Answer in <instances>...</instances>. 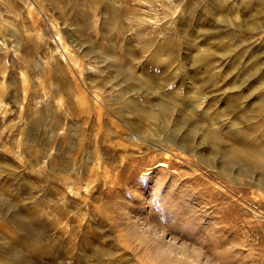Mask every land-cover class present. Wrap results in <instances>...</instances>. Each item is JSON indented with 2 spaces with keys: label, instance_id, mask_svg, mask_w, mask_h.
<instances>
[{
  "label": "rangeland",
  "instance_id": "1",
  "mask_svg": "<svg viewBox=\"0 0 264 264\" xmlns=\"http://www.w3.org/2000/svg\"><path fill=\"white\" fill-rule=\"evenodd\" d=\"M79 1L91 13V26L74 22L68 0H0V264H191L188 258L180 260L158 252L139 227L142 212L148 215L146 220L151 219L147 222L152 232L160 225L161 230L174 231L180 240L184 236L192 246L202 244V252L235 249L242 255L236 264H264V190L245 182L252 179L249 177L241 179L239 189L234 184H222L197 157H192L193 162L201 169L189 165L183 158L185 152L177 149L171 152L177 154L171 156L176 166H171L169 174L157 172L161 166H156V160L163 158L162 151L152 149L144 154L147 145L129 139L131 131L115 108H129L124 117L145 129L147 135L173 140L190 135L197 140L201 132L187 133L185 127L173 130L179 106L186 105L191 122L200 121L206 132L222 129L230 136L227 130L233 115L225 114L223 101L238 70L229 71V67L237 56L244 66L260 59L264 70V26L253 30L246 16L250 12L251 17L260 14L263 22L264 0H248L247 4L246 0H112L120 11V28L109 36L102 29L108 16L102 7L92 0ZM224 1L229 16L220 25L217 39L201 29L219 25L210 11ZM183 20L197 30L193 36L181 32ZM86 27L90 30L84 31ZM113 39L141 80L165 76L162 71L167 67L173 79L156 91L144 86L119 96L114 67L105 62L109 54L97 49L107 48ZM172 41V52L159 55L157 45ZM222 46L229 49L224 56L218 50ZM124 51L133 56L129 58ZM195 52L207 57L206 62L194 63ZM150 58L155 60L147 65ZM192 69L211 71L214 81L206 89L215 94L196 102V94L187 88L194 82ZM167 89L175 95L168 115L158 106L165 99L163 94L158 96L159 91ZM244 89H250L248 96ZM260 89L248 85L240 88L239 107L245 112L239 118L245 121L251 117L241 129L253 128L264 144V115H255L248 108V103L264 92V86ZM131 99L157 111L166 131H157L154 121L131 110ZM207 107L210 110L205 113ZM207 145L202 147L209 150ZM157 180L181 190L174 189L179 193L175 195H180L181 201L187 197L182 201L186 206L178 207L177 197L170 204L171 194L164 193L167 188L153 185ZM137 186L140 193H136ZM146 195L153 198L151 204L141 201ZM16 210L30 218L31 232L39 236L38 241L27 238L13 221ZM187 210L204 214L196 218L203 225L206 219L213 218L214 222L200 233L202 227H192L190 222L196 219Z\"/></svg>",
  "mask_w": 264,
  "mask_h": 264
},
{
  "label": "bare ground",
  "instance_id": "2",
  "mask_svg": "<svg viewBox=\"0 0 264 264\" xmlns=\"http://www.w3.org/2000/svg\"><path fill=\"white\" fill-rule=\"evenodd\" d=\"M68 1L70 2V5L72 6V11H73L72 17H73L74 22L77 25H81V27L91 26L90 21L92 19V16H91V13L85 8V6L79 0H68ZM49 2H50V0H49ZM92 2H93V4H95L97 6H101L102 9L108 15L107 18L105 19L103 25H102V29H103L105 35L109 36V34H111L114 30L115 31L117 30L116 28H120V27H118L119 26L118 22H119V12L120 11H119V9L117 7H115L113 5V3H112L113 1L112 0H106V1H101V2H99V0L98 1L97 0L96 1L92 0ZM263 2L264 1H262L261 3H263ZM247 3H248V0H246V4ZM228 7H229L228 3L225 2V1L216 3L215 8L211 9L210 14H211V17L214 18L217 23H219V25L206 26L205 28H202L201 30L204 31V33L206 32V34L208 33L211 36H213V37L218 39V37L220 36V34H219L220 25L226 23L227 20H228V16H229V11H228L229 8ZM251 7H252V5L249 6V8H251ZM261 7H262V5H261ZM261 11H262V9H261ZM249 14H251V12ZM249 14L246 15V16H247V18H249V24H250L251 28L253 30H255V31L262 30V28L264 26V23H263L264 21L262 22L259 19L261 17L260 14L256 15L255 17L253 15L251 17V16H249ZM25 19L26 18H24V21H25ZM196 24L197 23H195V25ZM195 27H197V25ZM83 29H81V30H83ZM85 30L87 31L88 28L84 29V31ZM180 30L183 33V35L187 36V37L193 36L197 32V30L195 28H193V27L191 28L189 26V23H188L187 20H183L180 23ZM255 31L254 32L252 31V32L255 33ZM77 32H78V30H77ZM84 34H85V32H84ZM81 35H82V33H81ZM82 36L85 38L86 35H82ZM77 38H78V36H77ZM84 41H86V40H84ZM112 43L113 44H111L107 48H104L103 46H99L97 49L98 50L99 49L102 50V48H103V50H105V52H107L109 54V58L110 59L107 58L105 62H107V64L112 65L114 67V68L113 67H111V68H113V70H115L114 72L116 74V78L119 81L118 82V87H117V94L119 96H125V95H127L129 93H132V92H135V91L139 90L141 87H144V86H146L148 89L156 91V90L160 89V85H162V84L164 85L168 81L173 79L174 76L170 72H167V70H169V67H167L165 69V72L162 71L165 76L153 75L151 78H148L147 81L146 80H141L133 72L132 66L129 64L130 61H128V59L127 60L123 59L122 55H120V53H119L120 45L116 42V39H113ZM172 44H174V41H172L171 44H170V42H161V43H159L157 45V48L159 49L158 50L159 51V55L160 54H165V53H168V52H172V47H171ZM214 50H217V49L214 48ZM218 50H219L221 56H224L229 51V49L224 47V46L220 47ZM124 55L129 56V58H130L131 56H133V53L130 52V51L129 52H125L124 51ZM262 55H263V53H262ZM193 56H194L193 57V62L194 63H202L203 61L206 62V58L207 57L202 56L199 53L195 52V55H193ZM154 57H157V55L154 56ZM154 60H155L154 58H150L148 60V62H147V65L152 64V62ZM242 62L243 61H240L237 58V56H236V59L234 60V62L229 67V71L237 69L238 70V74H236V77H237L236 81L231 86V88L229 89V93L224 97V101H223L225 109H226L225 110L223 108L225 110V114L226 115H228V114H232L233 115V121L231 122L230 126L227 125L229 122L226 124L227 126H229L227 131L230 134V136L228 134H224V131H222V129L221 130H218V129L216 130L215 129V131L212 132V133L206 132L205 130H203L200 127V124H199L200 121H199V123L198 122H191V120H190L191 118H190L189 112L187 110L188 108L185 105L184 107H180L179 106V108L177 110V113L174 116L173 130L174 131H179L183 127H185L186 130H187V133L188 132L189 133H191V132H193V133L194 132H196V133L197 132L198 133L201 132L200 135L198 136V139L195 140V138L197 137L196 136L192 140L190 135H187V138L181 139V140H173V139H171L169 137L155 138L153 136L147 135L145 133V129H143L142 127L138 126L135 122H133L131 120H128L126 117H124L126 115V110H129V108L124 109V107H123V109H121L122 107L121 108L115 107L121 113V116H119L120 119H121V122L123 123L124 126H126L131 131V133L128 135L129 139L130 140H137V141L141 140L142 142H144L147 145V147L144 149V152H143L144 154L146 152L149 154V152L152 151V149L162 151V153H163L162 157L163 158H160L159 160H156V162H157L156 166H161V168L159 169V171L157 170V172H161L162 171L164 173H168L169 174L170 168L174 164L173 162L176 161V160L175 161L172 160L171 156H172V154L174 152L173 153H171V152H172V149H177V150L183 151V154L185 152V155L183 156V158H185L188 161L189 165L191 164V165L196 166L197 169H199V168L201 169V167L198 164L193 162V158L197 157L199 163L201 164V166L204 167V168H208L212 172H214L221 179L220 182H222V184L223 183L234 184L239 189L240 187L243 186V184L241 183V179H244L245 177H249V178H252V179L249 180V181L247 180L245 182H247V183L251 182L252 186L256 185L257 187H259V188L264 190V160H263L264 159V144H262L261 141L258 139L259 136H257V134H256V132L254 131L253 128H248L247 131H245V132H243L242 129H241L243 126L248 125L250 123L251 117L249 118V120L247 119L245 121H244V119H242V121L240 120L242 117L239 118V116L244 115V112H245L243 108L239 107V101L242 98V93L240 92L241 91L240 88L244 87L245 85H248L251 88H256V90L260 89V87H263L264 86V70H263V67L260 64V59H256V61H254L252 63H249L250 65H248V66H247V64H246V66H244L245 64L242 65ZM170 64H171V62H170ZM193 71H192L191 75L194 78V82H193V84H190V86L187 87V88H188L189 91H191V92L196 94V102H197V100L204 99V97H207V96L210 97L211 94L212 95L215 94L214 92L211 93V92H209L206 89L209 86V84H211L214 81L211 71H207V72L194 71V73H193ZM223 73H225V72H223ZM226 74H227V76L229 75L228 72H226ZM189 78H190V76H189ZM117 79H115V80H117ZM251 79H254V80H251ZM129 82L134 83V85L131 84L132 87H133L132 89L128 86ZM229 83H230V81H229ZM187 85H189V84H187ZM221 89H223V88L221 87ZM249 91H250V89H249ZM249 91L245 90V93H246L247 96H248V94H250ZM162 94L165 96V99L162 100L161 102H159L158 106H159V108H161L160 111H162V112H164V114L168 115V114H170L171 103H172V100H174L175 95H174L173 91L170 90V89L164 90L163 92L159 91L158 96H160ZM164 96H162V97H164ZM247 96H246V98H247ZM249 97H250V95H249ZM150 99H151V97H150ZM152 100H153V98H152ZM114 101H116V100H114ZM129 103L131 104L130 105L131 106L130 109L134 110L141 118H146V119L154 121V123L156 124V130L157 131H159V132L166 131V123H165L164 119L162 118V116L159 115L157 111H152V110H150L148 108L142 107L140 105L141 102L139 103L135 99H131ZM184 103H186V102H184ZM263 103H264V92L260 93L259 96L257 98H255L254 100L250 101L248 103L249 104L248 108L255 115L259 114V115L263 116L264 115V111L261 109L262 106H263ZM209 110L210 109L207 107V109L206 108L204 109V112L207 113V111H209ZM201 113H202V111H201ZM225 114L223 116H221V117L226 116ZM204 117L207 118L206 116H204ZM220 120H221V118L217 119V121H219V124L222 123V122L220 123ZM216 124H218V122ZM219 126H221V125H219ZM261 129H262L263 134H264V124L262 125ZM184 133H186V132H184ZM263 134H262V136H263ZM193 136H195V135H193ZM204 143H207L208 145H210L209 146V148H210L209 150H208V148H203L202 147V144H204ZM163 145H168V147H164ZM204 147H206V146H204ZM175 152H177V151H175ZM174 154H175V156L177 155L176 153H174ZM139 156H141V155L139 154ZM179 156L180 155H178L177 157H179ZM143 158H145V157H143ZM147 160H149V159L147 158ZM180 161H181V159H180ZM176 164L177 163H175L174 165L176 166ZM184 166H186V165H184ZM181 167H182V165H181ZM212 172H210V173H212ZM170 179L172 180L174 178H170ZM166 182H167V180H166ZM175 183H176V181H175ZM160 184L161 183L158 180L153 183V185H155L158 188H159ZM171 184L172 183H167L165 185L161 184V187L159 189L167 188L168 191L164 190V193L167 192L168 195H169V193L171 194L172 197L170 198V200H171L170 204H172V203L174 204V202L176 200V197H177L176 195L179 194V193L176 194V191L178 190L180 192L181 190H179L177 188H174V189H177L175 191L173 189L174 185L172 186ZM139 186L135 187L136 193L137 192L140 193V187L141 186L140 187ZM224 186H226V185L224 184ZM177 187L179 188V186H177ZM169 188H170V190H169ZM159 194H161V193H159ZM168 195H167V197H168ZM179 196L177 198H179ZM183 197H185V196H183ZM168 198H166L165 200H168ZM186 198H183L182 201H185L184 199H186ZM149 199L150 198L147 197V195L146 196H141V201H143V202L146 201L147 204L148 203L151 204V199L153 201V198L151 197L150 201H149ZM179 199H180L179 200L180 202L176 201L175 204L178 207H182V206L185 207L186 204L181 201V197ZM188 206H187V208H188ZM150 207H152V206H148L146 208H150ZM167 207H168V204H167ZM190 207H191V205H190ZM194 207H195V205H194ZM155 208L159 209L158 207H155ZM198 208H197V210H198ZM146 210L149 211V209H146ZM142 213H144V212H142ZM142 213L138 216V224L140 225L139 227H140L141 231L143 232L144 236L148 237L155 244V247L158 250V252H160L162 254H168V255L172 256L173 258L180 259V260H185L186 258H188V261L191 264H232V263L236 264L237 262H235V261H237L242 256L241 253L239 251H235V249H225V250H221V251H218V252H212L210 254L205 253L204 251L202 252L200 250V247L202 246V244H201V246H198V245L197 246H195V245L192 246V244H189V241L187 242L185 240L184 236H183L184 239L182 238V240H180L179 236H177L174 233V231L169 232L168 229H165V228H163V230H161L159 228L160 227L159 224H158L159 227L154 228L155 230L156 229L157 230L155 232L154 231L152 232L153 228L150 227V225L148 223L151 219L149 221L146 220L148 215L142 214ZM186 213L189 214L190 216L191 215L194 216L195 219H196L200 212L198 214H196L195 210H193V211L187 210ZM12 214H13V221L16 223V225H18L20 227V229L24 230L25 236L27 238H29V239L34 240V241H38L39 240V238H38L39 236L37 234H33L31 232V230L33 228V224L30 221V218L26 214H24L22 211H20V210L13 211ZM147 214H150V213H147ZM180 216H178V218ZM201 216L204 217V214L200 213L199 217H201ZM210 216H211V214H210ZM242 218H244V217H242ZM212 219H206V222H207L206 225L201 224L200 221H197V219L195 221L192 220V222H190V224L192 225V227L194 226L193 228H195L196 225H199L200 227H202V231H199V228H198V231L201 233L204 230L208 229L209 226H211V224L214 222ZM233 221H235V220H233ZM255 222H256V220H255ZM181 223H183V222H181ZM171 224H173V223H171ZM175 226H176V224H174V229H175ZM184 226H186V225H184ZM260 226H261V224H260ZM189 229H190V227H189ZM189 234L192 235V233H190V232H189ZM189 234H187V236H189ZM194 235H196V234H194ZM202 235L204 236V234H200L199 237H201ZM207 237H209V236H207ZM212 237L213 236H211V238ZM189 239L190 238H188V240ZM192 242L190 241V243H192ZM204 242L205 241H203V243ZM212 242H210V243H212ZM254 245H256V244H254ZM218 246H219V244L217 245V247ZM260 248H261V246H260Z\"/></svg>",
  "mask_w": 264,
  "mask_h": 264
}]
</instances>
